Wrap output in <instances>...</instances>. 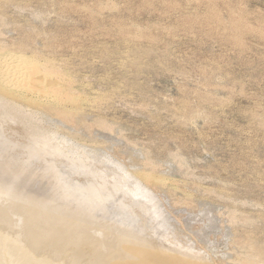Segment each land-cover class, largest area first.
<instances>
[{
  "label": "rangeland",
  "instance_id": "rangeland-1",
  "mask_svg": "<svg viewBox=\"0 0 264 264\" xmlns=\"http://www.w3.org/2000/svg\"><path fill=\"white\" fill-rule=\"evenodd\" d=\"M0 54L42 59L79 102L0 95V209L264 264V0H0Z\"/></svg>",
  "mask_w": 264,
  "mask_h": 264
},
{
  "label": "bare ground",
  "instance_id": "bare-ground-1",
  "mask_svg": "<svg viewBox=\"0 0 264 264\" xmlns=\"http://www.w3.org/2000/svg\"><path fill=\"white\" fill-rule=\"evenodd\" d=\"M234 31H236V30H234ZM133 33L135 34L134 31H133ZM124 41H126V40H124ZM131 46H132V44H131ZM33 58H35V57H33ZM32 59L26 58L22 55L17 56V55L0 54V95L1 96L7 97V98L13 99V100L25 101L31 107L32 106L41 107L42 109H43V107H49V108H52V110L53 109L56 110V108H58L59 110H62L61 112H64L65 110L68 109L67 107H62V105L63 104L65 105L66 102L69 103L70 106H76V104L79 105V102L77 100L75 101L73 99L75 97H72L73 92H71L68 89L71 92L70 95H72V96H68L67 93H69V92L68 91L66 92V86L63 85L64 83L63 84L58 83L57 81L59 79H57V81H55L52 78V73L49 70H47L45 68V66H42L41 64L38 63L39 62L38 60H41V62H42V59H38L36 61L34 59L33 60ZM45 62H46V59H45ZM50 63H51V61H50ZM46 66H47V64H46ZM70 81L71 80H69V82ZM68 88H70V87H68ZM76 96H79V95L76 94ZM7 98H5V99H7ZM84 98H80V99H84ZM64 101H66V102H64ZM62 102H63V104H62ZM88 102H89V100H88ZM14 103H15V101H14ZM48 105H50V106H48ZM8 107L10 108V106H8ZM39 110H40V108H39ZM80 110H81V108H80ZM68 111H70V109ZM54 112H56V111H54ZM53 114H55V113H53ZM140 175H142V174L140 173ZM145 175H147V173H145ZM153 176L154 175L150 174V176L147 175L146 177L148 179H149V177H151V179H153ZM146 177L144 176V178H146ZM157 178H159V177H157ZM133 184L135 186V188L133 189V192H132L133 196H135V197L140 196L143 199H145L146 205H147L148 209L150 210L151 217H154L155 220L161 219L160 224L163 222L165 223V221H164L165 218H162L161 211L158 208L159 206H157L155 199L153 197L154 195L151 194L148 190H146V188H144L138 181H136V180L133 181ZM2 191H3V189H2ZM3 193L1 195H3ZM1 198L3 199V197H1ZM18 198H20V197H18ZM6 199H5V201L8 200V202H9V199H7V200ZM31 199H33V198H31ZM14 201L17 202L18 200L14 199ZM23 203H25V200ZM30 204H31V202H30ZM53 205H54V203H53ZM55 205L57 206V204H55ZM12 206H14V205H12ZM8 207H9V205H8ZM0 208H1V206H0ZM44 208H46V207H44ZM54 208H52V209H54ZM84 208H85V206H84ZM3 209H5V208L0 209V264H205V263H203L204 261L201 263V262L189 259L190 257L186 258V256H184V255L174 254V251H173V253H171V252L166 251V250L158 249L159 247H157V249H156V248L152 247L155 244L152 246H149V245L144 244V242L140 243V242L136 241L135 239H132L129 236L127 237L126 235L119 237L118 233L116 234L117 237L114 235L116 237V238L114 237L115 239L114 238L112 239V237H111V239H109L110 237L109 238L106 237L107 239L106 238L103 239V237H102V239H99V240L96 239L97 240L96 241L95 239H91V237L89 235L78 232V231H80L77 229L78 227L75 229V228H73V226L71 227L69 223H68L69 224V226H68V224L66 225L63 222H61V220L62 221H64V220L61 217H57L58 215L55 217L53 215L54 213L51 214L48 212L35 211L36 209L32 208V206L20 205V206H18V208H16V209L14 208L13 211H7V210H3ZM6 209H8V208L6 207ZM57 210H58V208H57ZM96 210H100V207ZM83 211H84V209H83ZM100 211H102V210H100ZM103 211H106V210L103 209ZM87 212H89V211H87ZM94 213H95V211H94ZM67 214H68V212H67ZM71 214H73V212ZM100 214H101V212H100ZM75 215L77 216V213ZM97 215H98V213H97ZM101 215H104V218H105V214H101ZM78 216H80V215H78ZM81 216H82V214H81ZM81 216H80V218H81ZM96 217H98V216H96ZM40 218H43L44 220L41 219L42 221H40ZM70 218H71V216H70ZM109 218H108V220H109ZM75 222H78V221H75ZM116 222H117V220H116ZM124 222H126V221H124ZM157 225L155 224V226H157ZM163 226H165V225H163ZM87 227L88 226H86V228ZM100 227L96 226V228H100ZM93 228H95V227H93ZM105 228H107V227H105ZM157 228H159V227L157 226ZM115 229H117V228H115ZM93 230H97V229H93ZM89 231H91V229H89L88 232ZM98 231H101V229ZM106 232L107 231H105V235H107V236L108 235L110 236L112 234V233L107 234ZM110 232H112V231H110ZM85 233H87V232H85ZM89 233H92V232H89ZM103 234L104 233L102 232V235ZM92 238H95V237H92ZM197 258H199V257H197ZM247 262H249V261H247Z\"/></svg>",
  "mask_w": 264,
  "mask_h": 264
}]
</instances>
